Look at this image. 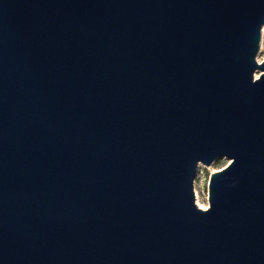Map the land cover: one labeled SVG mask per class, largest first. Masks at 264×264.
<instances>
[{"label": "water", "instance_id": "95a60500", "mask_svg": "<svg viewBox=\"0 0 264 264\" xmlns=\"http://www.w3.org/2000/svg\"><path fill=\"white\" fill-rule=\"evenodd\" d=\"M263 25L264 0H0V264H264Z\"/></svg>", "mask_w": 264, "mask_h": 264}, {"label": "rangeland", "instance_id": "374dc122", "mask_svg": "<svg viewBox=\"0 0 264 264\" xmlns=\"http://www.w3.org/2000/svg\"><path fill=\"white\" fill-rule=\"evenodd\" d=\"M256 59L259 63L264 60V25L261 31V41L259 51L256 55ZM260 73V71H256L255 77H258ZM230 162L231 160L226 157H219L210 165H204L199 163L196 170L195 178L193 180L195 202L199 207L201 205L206 206V208H208V184L211 174L226 167Z\"/></svg>", "mask_w": 264, "mask_h": 264}, {"label": "bare ground", "instance_id": "6f19581e", "mask_svg": "<svg viewBox=\"0 0 264 264\" xmlns=\"http://www.w3.org/2000/svg\"><path fill=\"white\" fill-rule=\"evenodd\" d=\"M199 205H200V204H199ZM200 208H202V209H206V206H201V205H200Z\"/></svg>", "mask_w": 264, "mask_h": 264}]
</instances>
